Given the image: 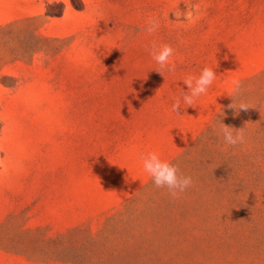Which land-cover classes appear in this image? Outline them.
I'll use <instances>...</instances> for the list:
<instances>
[{
	"label": "rangeland",
	"instance_id": "374dc122",
	"mask_svg": "<svg viewBox=\"0 0 264 264\" xmlns=\"http://www.w3.org/2000/svg\"><path fill=\"white\" fill-rule=\"evenodd\" d=\"M0 264H264V0H0Z\"/></svg>",
	"mask_w": 264,
	"mask_h": 264
},
{
	"label": "clouds",
	"instance_id": "9594fccd",
	"mask_svg": "<svg viewBox=\"0 0 264 264\" xmlns=\"http://www.w3.org/2000/svg\"><path fill=\"white\" fill-rule=\"evenodd\" d=\"M187 19H192V14L188 13ZM150 27L147 28L149 33H152L157 30L159 24L155 20L149 21ZM173 55V49L164 45L160 48L158 55H153V59L159 64L160 69L167 71H174L175 65L170 63V57ZM216 78V73L210 68H204L200 72L198 77H193L191 75L187 76L184 80V84L190 89V94L183 93V100L186 105L191 107L197 98L202 94L207 92V89L211 86L213 81ZM236 90H239L240 83L239 81H234ZM229 108H232L233 105H228ZM241 109L247 110L248 106L244 103L240 104ZM180 108V101L177 100L173 106L172 110L177 115L178 109ZM226 133V145L235 146L238 143L243 144L245 142L243 132L241 131L239 135L233 139L231 132L228 127L224 128ZM143 160V169L146 171L153 180L154 186L156 188H167L170 195L173 198H179L188 188L193 184L191 176H186L183 174V177L178 179L177 172L180 171L177 166L170 164L168 162L162 161L156 153H149L142 158ZM179 188V192L174 191V189Z\"/></svg>",
	"mask_w": 264,
	"mask_h": 264
}]
</instances>
